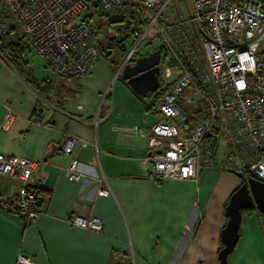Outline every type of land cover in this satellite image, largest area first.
<instances>
[{
    "label": "crops",
    "instance_id": "0c3cea01",
    "mask_svg": "<svg viewBox=\"0 0 264 264\" xmlns=\"http://www.w3.org/2000/svg\"><path fill=\"white\" fill-rule=\"evenodd\" d=\"M14 41L29 52L12 35L1 41L0 153L39 163L26 185L47 202L27 226L0 211V264H17L20 254L33 264H219L223 209L242 180L207 172L195 181H158L145 163V141L125 131L155 124L159 115L147 99L155 91L135 94L102 53L81 79L59 77L44 65L50 75L39 85L19 47L7 50ZM7 108L11 119L3 128ZM73 160L84 177L79 182L63 172ZM23 185L0 176V196ZM100 188L109 196L99 197ZM73 215L97 217L102 230L73 227ZM241 222L243 242L229 263L264 264L259 217L244 215Z\"/></svg>",
    "mask_w": 264,
    "mask_h": 264
},
{
    "label": "built area",
    "instance_id": "2783aa9c",
    "mask_svg": "<svg viewBox=\"0 0 264 264\" xmlns=\"http://www.w3.org/2000/svg\"><path fill=\"white\" fill-rule=\"evenodd\" d=\"M88 3L100 9L102 24L93 22ZM104 26L99 41L97 27ZM11 35L55 75L69 79L93 70L103 42L121 49L120 60L109 50L113 61H119L115 77L156 50L160 65L170 55L179 76L162 90L160 83L153 93L158 120L147 131L125 128L145 141V163L151 164L154 178L195 181L214 172L264 184L263 1L0 0V41ZM155 40L161 45L143 52ZM6 110L3 128L11 119ZM220 138L225 152L218 163ZM87 144L81 142L82 147ZM38 168L33 160L0 153V176L24 183L9 197L0 196V211L20 218L24 226L46 210L40 190L26 185ZM63 172L70 181L84 179L76 160ZM97 195L106 198L109 191L98 189ZM69 222L83 230H102L101 220L93 216L73 215ZM261 229L264 237V221ZM16 263L33 261L20 254Z\"/></svg>",
    "mask_w": 264,
    "mask_h": 264
},
{
    "label": "water",
    "instance_id": "95a60500",
    "mask_svg": "<svg viewBox=\"0 0 264 264\" xmlns=\"http://www.w3.org/2000/svg\"><path fill=\"white\" fill-rule=\"evenodd\" d=\"M160 60L159 50L140 57L133 65L125 66L119 75L120 80L125 81L140 97L152 94L158 88ZM245 210H255L264 217V184L251 178L242 180L241 186L230 196L225 206L227 221L220 232L222 248L218 252L219 264H228V256L239 239L241 213Z\"/></svg>",
    "mask_w": 264,
    "mask_h": 264
},
{
    "label": "rangeland",
    "instance_id": "374dc122",
    "mask_svg": "<svg viewBox=\"0 0 264 264\" xmlns=\"http://www.w3.org/2000/svg\"><path fill=\"white\" fill-rule=\"evenodd\" d=\"M264 2V0H261ZM88 9H90V13H92L93 17L92 20L93 22L98 26L100 24H102L104 22V17L103 16H99L101 14L100 9L93 7L92 3H88ZM84 14V12L82 13ZM83 15H81L80 17H82ZM97 32H98V36H99V41H101L102 35L105 32V26L103 28H98L97 27ZM109 33H111L112 35L114 34V29H110ZM104 43V42H103ZM1 41H0V45H1ZM161 45L160 42L158 40H155L154 42H152L150 45L145 46L143 49L142 47L144 46V43L141 46V49L143 50V52H147L153 48H155L156 46ZM105 44H103L101 46L102 50H100L99 55L101 56L103 54V56L106 57V50H105ZM10 46L7 47V50H9ZM17 48H15L14 50L16 51ZM4 52V49L0 50V55L1 53ZM11 52V51H9ZM102 53V54H101ZM10 54V53H9ZM12 55V54H11ZM113 55L114 56H119V60L122 58L121 52L119 50H117L116 48H114L113 50ZM100 56L99 59H100ZM107 58V57H106ZM22 60L25 63L24 65L26 66L27 69H29L32 73L33 78L39 82V85L44 84L42 82L46 81V77H48V75H50V71L48 70V68H45L43 62L33 53H29L26 52L22 55ZM27 72V71H26ZM179 76V70L175 67V65L171 62V58L170 55L166 54V58L164 60V62L160 65V81H161V87L160 90L164 89L167 85L171 84L172 82L175 81V79ZM158 92V91H157ZM154 98V94L150 95L147 99L149 101H152ZM192 126V125H191ZM219 147L216 149L215 152V159L217 160V162L219 163L220 160L223 158L224 156V152H225V139L224 138H220L219 140ZM228 204V203H227ZM223 213L225 215V208L223 209ZM255 215H257L260 219V225L261 223L264 221V217L261 218V216L258 215V213L255 211L254 212ZM262 237H263V233H262V229L260 227L259 229ZM243 236V232H242V222L240 225V236H239V241L234 249V253L236 254L238 249H239V245L241 242H243V240L241 239ZM245 237V236H244ZM244 239V238H243ZM264 240V237H263ZM239 246V247H238ZM238 247V249H237ZM234 254V255H235ZM233 255V254H232ZM231 255V256H232ZM231 256L228 257V264L230 261Z\"/></svg>",
    "mask_w": 264,
    "mask_h": 264
},
{
    "label": "trees",
    "instance_id": "16d2710c",
    "mask_svg": "<svg viewBox=\"0 0 264 264\" xmlns=\"http://www.w3.org/2000/svg\"><path fill=\"white\" fill-rule=\"evenodd\" d=\"M111 22V21H110ZM110 22L108 23V25L110 24ZM17 45H16V44ZM103 44H105L106 46H105V50H106V52H107V54H106V57L107 58H109L113 63V65L116 67L117 66V63L119 62V61H113L114 59L109 55V50H111V48L112 49H114V48H116L117 50H121L120 48H119V46L117 45V46H115V45H112L111 43H109V42H104V43H100V50H102V48H101V46L103 45ZM19 47V53L21 54V56L25 53V49L24 48H22V46L20 45V44H18L16 41H14V43H11L10 44V48H14V47ZM121 55H122V53H121ZM120 55V56H121ZM119 56H118V59L117 60H119ZM141 98H143V97H141ZM241 180H243L242 178H241ZM242 184V183H241ZM226 206V205H225ZM252 214V210H245V211H242V213H241V215H242V217L244 216V215H251Z\"/></svg>",
    "mask_w": 264,
    "mask_h": 264
},
{
    "label": "flooded vegetation",
    "instance_id": "af4514ba",
    "mask_svg": "<svg viewBox=\"0 0 264 264\" xmlns=\"http://www.w3.org/2000/svg\"><path fill=\"white\" fill-rule=\"evenodd\" d=\"M160 83H161V81H160V74H159V76H158V88H159V86H160ZM158 88L155 90V91H157L158 90ZM255 212V210H252V213H254ZM257 212V211H256ZM258 213V212H257ZM258 215H260V213H258Z\"/></svg>",
    "mask_w": 264,
    "mask_h": 264
},
{
    "label": "bare ground",
    "instance_id": "6f19581e",
    "mask_svg": "<svg viewBox=\"0 0 264 264\" xmlns=\"http://www.w3.org/2000/svg\"><path fill=\"white\" fill-rule=\"evenodd\" d=\"M120 79V78H119ZM101 189V188H100Z\"/></svg>",
    "mask_w": 264,
    "mask_h": 264
}]
</instances>
